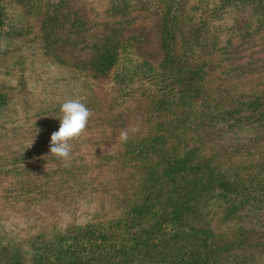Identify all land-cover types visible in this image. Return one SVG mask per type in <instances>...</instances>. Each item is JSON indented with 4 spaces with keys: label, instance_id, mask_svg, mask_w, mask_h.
<instances>
[{
    "label": "trees",
    "instance_id": "obj_1",
    "mask_svg": "<svg viewBox=\"0 0 264 264\" xmlns=\"http://www.w3.org/2000/svg\"><path fill=\"white\" fill-rule=\"evenodd\" d=\"M112 1L86 33L67 36L75 68L109 90L101 103L87 97L92 115L71 160L43 169L39 224L0 237V262L258 264L260 230L222 239L199 222L211 201L223 218L260 216L264 204V0H216L191 17L180 0ZM229 13L217 34L212 23ZM132 48L137 59L112 71ZM51 206L62 224L48 226Z\"/></svg>",
    "mask_w": 264,
    "mask_h": 264
},
{
    "label": "rangeland",
    "instance_id": "obj_2",
    "mask_svg": "<svg viewBox=\"0 0 264 264\" xmlns=\"http://www.w3.org/2000/svg\"><path fill=\"white\" fill-rule=\"evenodd\" d=\"M156 1L151 0L150 6ZM215 1L180 0L179 10L189 17L210 14ZM110 3L113 1L0 0V237L5 241L7 235L21 238L28 227L38 223L36 215L43 204V169L57 166L56 157L49 150L51 134L60 125V105L75 98L86 103L90 94L98 96L101 103L109 90L108 81H99L75 68L73 40L67 36H72L70 33L77 26L86 33L89 20L102 16ZM259 15L262 18L256 20H264V10ZM232 16L222 14L212 23L217 34L228 33ZM249 23L255 24L253 16ZM136 59L133 48L126 49L111 70ZM220 206L219 201H211L201 207L199 225L208 226L222 239L238 226L253 227L263 233L264 239V204L260 216L250 211L249 215L228 218H223ZM47 212H53L45 219H50L48 226L62 224L52 206ZM39 232L41 238L48 235L45 227ZM258 264H264V254Z\"/></svg>",
    "mask_w": 264,
    "mask_h": 264
},
{
    "label": "clouds",
    "instance_id": "obj_3",
    "mask_svg": "<svg viewBox=\"0 0 264 264\" xmlns=\"http://www.w3.org/2000/svg\"><path fill=\"white\" fill-rule=\"evenodd\" d=\"M60 112L62 113V116L58 117L60 125L58 130L51 134L49 152L59 159L70 161L73 148L71 142L85 132L92 112L79 98L65 100L60 105ZM136 131H138L137 126L121 130L120 142L127 143L130 133L134 134Z\"/></svg>",
    "mask_w": 264,
    "mask_h": 264
}]
</instances>
